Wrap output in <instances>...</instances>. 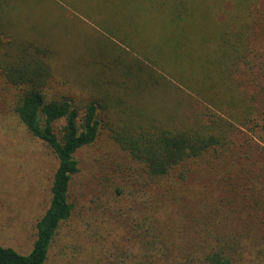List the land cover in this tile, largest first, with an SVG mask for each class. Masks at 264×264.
Wrapping results in <instances>:
<instances>
[{"label":"rangeland","instance_id":"obj_1","mask_svg":"<svg viewBox=\"0 0 264 264\" xmlns=\"http://www.w3.org/2000/svg\"><path fill=\"white\" fill-rule=\"evenodd\" d=\"M16 8L17 29L41 34L37 38L58 51L51 96L67 95L82 109L104 90L120 100L121 114L142 109L174 125L190 123L203 105L186 84L201 81L212 44L202 51L188 19L179 21L180 13L187 18L192 12L184 0H20ZM251 9L253 68L235 74L250 92L264 85V0ZM119 57L171 72L175 77L165 73L172 84L160 78L154 86L149 73L146 85L135 71L122 72ZM17 93L0 78V242L26 252L47 204L54 162L20 123ZM100 111L104 125L97 139L76 152L80 170L70 187L75 206L57 230L46 264H204L205 255L219 248L233 264H264L261 119L255 132L240 125L227 145L151 179L143 163L112 141L106 124L112 118Z\"/></svg>","mask_w":264,"mask_h":264},{"label":"trees","instance_id":"obj_2","mask_svg":"<svg viewBox=\"0 0 264 264\" xmlns=\"http://www.w3.org/2000/svg\"><path fill=\"white\" fill-rule=\"evenodd\" d=\"M191 1L193 6L184 0L191 8V16L185 18L180 13L179 21L188 19L191 31L201 37L202 51L209 43L212 49L209 54L204 53V70L197 76L201 81L185 83L203 100V105L190 123L180 121L174 125L142 109L121 114L117 108L120 100L104 90L97 93L98 100L85 103L82 109L67 95L51 96L48 90L56 78L57 49L37 38L41 34L17 29L12 9L18 7L20 0H0V78L18 88L16 115L27 133L50 150L54 162L47 204L35 219L30 249L21 252L0 242V264L47 263L54 236L75 206L70 187L80 170L76 152L93 143L104 125L100 108L112 118L106 123L112 141L143 163L151 179L167 175L177 165L196 159L211 148L227 145L238 126H249L255 132L259 119L264 122V85L250 92L241 88L235 77L241 68H253L248 56L254 22L251 7L257 0ZM196 20L199 25H194ZM115 58L118 63V56ZM124 60L121 58L119 64L122 72L135 71L141 80L145 78L146 85L149 73L154 75L155 83L162 78L172 84L165 73L168 71H152L153 65L134 58L131 62ZM258 96L262 102L256 103ZM205 256L204 264H233L231 256L221 248L212 249Z\"/></svg>","mask_w":264,"mask_h":264}]
</instances>
